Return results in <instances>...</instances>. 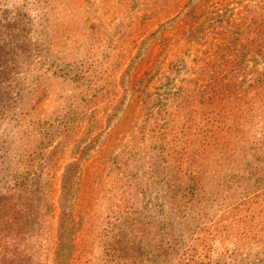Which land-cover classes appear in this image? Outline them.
Wrapping results in <instances>:
<instances>
[{
	"label": "rangeland",
	"instance_id": "rangeland-1",
	"mask_svg": "<svg viewBox=\"0 0 264 264\" xmlns=\"http://www.w3.org/2000/svg\"><path fill=\"white\" fill-rule=\"evenodd\" d=\"M164 1L0 0V72H10L0 78L6 91L0 98V177L20 170L44 201L55 202L47 219L55 230L62 175L74 172L73 201L84 223L77 218L71 226L70 264L122 263L111 262L104 240L137 230L132 224L124 230L122 223L138 205L135 190L117 181L114 170L135 168V152L152 167L147 155L157 145L150 131L154 98L161 95L166 104L165 92L183 86L190 70L200 71V63L215 54H247L237 50L230 12L235 4L228 2L224 11L221 0H181L170 10ZM258 54L250 64L262 68ZM184 104L181 97L171 103L176 119L184 120ZM203 146L171 147L180 152L176 164L194 165ZM225 179L223 190L233 185L232 178ZM203 186L207 192L201 195L216 197L212 183ZM135 246L129 242L131 251ZM228 246L234 251L226 263L237 257L251 264L248 248L240 247L236 256L239 245Z\"/></svg>",
	"mask_w": 264,
	"mask_h": 264
},
{
	"label": "trees",
	"instance_id": "trees-1",
	"mask_svg": "<svg viewBox=\"0 0 264 264\" xmlns=\"http://www.w3.org/2000/svg\"><path fill=\"white\" fill-rule=\"evenodd\" d=\"M180 1L162 4L172 10ZM228 2L236 5L230 12L237 50L246 49L247 54H215V59L200 63V71L190 70L183 86L165 92L166 104L161 95L154 98L153 128L148 129L157 145L147 155L152 167L146 168V158L135 152L139 161L135 168L114 170L117 181L135 190L138 205L133 216L124 217V230L130 224L138 228L123 236H107L105 254L111 262L244 264L245 259L237 257L226 263L234 251L228 244L235 242L239 247L234 255L245 247L254 258L251 264H264V67L250 64L255 53L264 59V0H221L219 8L226 11ZM10 25L14 23L2 28ZM9 75V69L0 72L1 79ZM5 92L0 86V98ZM180 97L185 102L186 110L180 115L184 120L176 119L171 105ZM181 143L204 145L193 156L194 165L187 168L176 164L180 152L171 151ZM122 161L127 163L129 158ZM73 173L65 170L62 175L61 213L55 230L47 224L48 210L57 208L55 202L44 201L20 170H8L0 177L5 184L0 186V264H70L71 226L77 218L84 223L73 201ZM228 176L233 185L223 190ZM208 182L215 198L201 195L207 192L203 185ZM115 204L121 206L119 201ZM196 206L203 213L191 210ZM130 241L136 244L133 251Z\"/></svg>",
	"mask_w": 264,
	"mask_h": 264
}]
</instances>
